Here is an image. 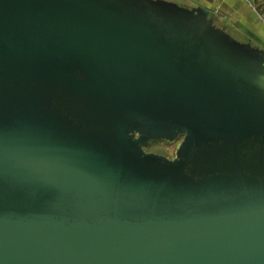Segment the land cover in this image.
Returning a JSON list of instances; mask_svg holds the SVG:
<instances>
[{
    "label": "water",
    "instance_id": "95a60500",
    "mask_svg": "<svg viewBox=\"0 0 264 264\" xmlns=\"http://www.w3.org/2000/svg\"><path fill=\"white\" fill-rule=\"evenodd\" d=\"M192 1L0 0V264H264V33Z\"/></svg>",
    "mask_w": 264,
    "mask_h": 264
},
{
    "label": "rangeland",
    "instance_id": "374dc122",
    "mask_svg": "<svg viewBox=\"0 0 264 264\" xmlns=\"http://www.w3.org/2000/svg\"><path fill=\"white\" fill-rule=\"evenodd\" d=\"M169 1H174L181 6H186V7L190 6V3L184 0H169ZM245 1L247 3V0ZM234 2L235 1L233 0H217L216 3L218 8L220 7L219 12H221L222 14L225 13L226 15L231 17L233 15L232 14L233 11L238 8L237 4ZM249 5H248L250 10L249 12L250 14H252L253 17V19H251V23H253L260 31L264 32V0H255L254 5L251 4ZM219 12L217 11L215 12L216 13L215 23L217 26L219 25V27L222 28L227 21L218 18V16L220 15ZM227 32L237 40L247 42L243 32L240 29H238L236 26L229 27ZM182 141L183 139H179L172 143L166 141L153 142L146 147V152L165 156L173 160L177 156L178 149Z\"/></svg>",
    "mask_w": 264,
    "mask_h": 264
},
{
    "label": "crops",
    "instance_id": "0c3cea01",
    "mask_svg": "<svg viewBox=\"0 0 264 264\" xmlns=\"http://www.w3.org/2000/svg\"><path fill=\"white\" fill-rule=\"evenodd\" d=\"M184 1H187L188 3H190V5L197 6L196 3L194 1H192V0H184ZM208 1L210 3H212V5L215 8V10L217 12H219L220 7L218 8V6H217V3H216L217 0H208ZM233 1H235L234 3L237 4L238 8L233 11V13H232L233 15L231 17L226 15L225 13L222 14L221 12H219L222 15V19H224L226 21L228 20L231 23L238 22V23H241V24H243L245 26L252 27V28H255V29L259 30L253 23H251V19H253V17H252V14H250V12H249L250 10H249V7H248L249 4L254 5L255 0H249V1L247 0L248 5H247L245 0H233ZM262 33H264V32H262Z\"/></svg>",
    "mask_w": 264,
    "mask_h": 264
},
{
    "label": "flooded vegetation",
    "instance_id": "af4514ba",
    "mask_svg": "<svg viewBox=\"0 0 264 264\" xmlns=\"http://www.w3.org/2000/svg\"><path fill=\"white\" fill-rule=\"evenodd\" d=\"M218 18L222 19V17H221L220 15H219ZM225 26H227V31H228V28H229V27L236 26V25H234L233 23H231L230 21L227 20V22L223 25V27H225ZM236 27H237V26H236ZM237 28L240 29L239 27H237ZM240 30L243 32V34H244V36H245V38H246L247 43L253 44V46L258 47V48H260V49H263V47H262L259 43H256L255 41H253V40L249 37V35L246 34L242 29H240Z\"/></svg>",
    "mask_w": 264,
    "mask_h": 264
}]
</instances>
